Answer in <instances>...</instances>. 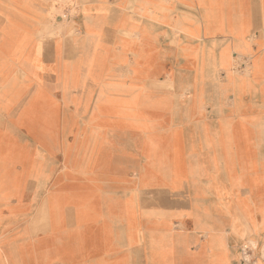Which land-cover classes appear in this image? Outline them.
<instances>
[{
	"label": "crops",
	"instance_id": "crops-1",
	"mask_svg": "<svg viewBox=\"0 0 264 264\" xmlns=\"http://www.w3.org/2000/svg\"><path fill=\"white\" fill-rule=\"evenodd\" d=\"M50 1L0 0V69L18 70H0V136L15 128L12 82L36 88L31 98L44 93L48 49L39 36ZM78 1L87 36L101 29L153 34L100 0L95 9L104 15L90 20L92 5ZM135 2L141 17L150 11L156 24L204 38L194 73L169 70L164 83L172 89L152 94L157 101L151 108L167 115V130L159 135L163 146L136 152L131 166L113 175L106 151L94 158L90 146L96 143L83 140L81 146H89L78 155L83 184L67 201L52 191L55 181L48 175L65 166L41 147L32 161L30 137L23 139V158L0 139V264H241L242 244L264 242V0H198L199 27L187 26L184 15L172 18L170 2ZM94 86L62 92L72 129L80 115H88L87 125L94 116L106 118L112 96ZM20 114L25 126L30 112ZM116 178L135 181L113 187ZM255 254V264H264V253Z\"/></svg>",
	"mask_w": 264,
	"mask_h": 264
},
{
	"label": "rangeland",
	"instance_id": "rangeland-1",
	"mask_svg": "<svg viewBox=\"0 0 264 264\" xmlns=\"http://www.w3.org/2000/svg\"><path fill=\"white\" fill-rule=\"evenodd\" d=\"M100 1L105 6H111L115 14L121 10L133 18L134 23L142 22L153 34H114L101 29L87 36L81 28V3L78 0H51L48 5V20L39 36L48 49L49 68L42 82L43 87L40 88L44 93L31 98L29 95L36 88H22L23 85L18 81L12 82L14 97L9 101L15 112L12 115L15 128L11 132L1 131L0 136V139L10 142L9 151L15 157L23 158V139L26 136L31 138L33 144L30 153L32 161L38 158V149L41 147L53 160L59 161L60 166H65L57 174L50 177L51 172H48V175L50 181H55L52 191L61 193L59 197H64L67 201H72L74 186L83 184V175L78 170V161L82 157L78 160V155L89 149L86 144L81 146L83 140H93L91 144L96 143L95 146H90L94 148V158H97L98 152L101 155L106 151L110 161L107 169L113 175L123 174L134 162L136 152L150 154L161 149L164 143L160 141L159 135L164 129L167 130V115L163 110L151 108L152 102L157 101L152 94L172 89L171 84L168 87L164 83L169 70L194 73V55H199V45L204 41L201 35H184L175 26L167 28V25L156 24L150 18V11L146 13L149 17H141V6L135 0L121 4ZM149 1L164 7H169L170 2L174 13L172 18L184 15L190 23L187 26L199 27L196 6L198 0L196 3H184L181 0ZM96 2L86 1L85 5H92L91 10L86 12V18L90 20L93 16L104 15L103 11L95 9ZM177 24L184 25H175ZM181 59L186 61L185 66ZM0 70L4 75H16L18 71L16 67H3ZM157 78L160 79L159 83L156 82ZM97 80L101 82H95ZM89 85H96L94 91L98 90L97 86H102L112 96L106 118L94 116L91 125H87L88 115H80L77 128L72 129L71 107H68V115L64 114L61 107L62 92L76 91L77 87L86 88ZM201 86L202 83L198 82L199 89ZM191 93L188 89L187 96ZM44 94L47 95L43 96ZM123 96H128V99ZM70 99L72 101L73 97ZM24 109L30 112L26 116L25 126L24 116L20 114ZM86 142L89 144V141ZM5 159L3 157L1 161ZM18 169L17 167L16 170ZM113 181L116 183L113 187H118L119 184L125 185L135 179H128L125 184L124 179L116 178ZM95 187H99V184H95ZM201 240L204 241L205 236H201ZM258 251L264 253V242L258 245L242 244L239 247L241 264H255V252Z\"/></svg>",
	"mask_w": 264,
	"mask_h": 264
},
{
	"label": "bare ground",
	"instance_id": "bare-ground-1",
	"mask_svg": "<svg viewBox=\"0 0 264 264\" xmlns=\"http://www.w3.org/2000/svg\"><path fill=\"white\" fill-rule=\"evenodd\" d=\"M8 129V128H7ZM11 129V128H10ZM9 132H11V131H9ZM11 134V133H10Z\"/></svg>",
	"mask_w": 264,
	"mask_h": 264
}]
</instances>
